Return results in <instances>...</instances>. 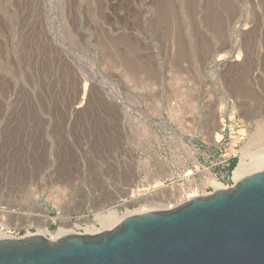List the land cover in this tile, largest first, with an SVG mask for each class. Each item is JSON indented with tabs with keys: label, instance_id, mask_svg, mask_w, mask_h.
I'll use <instances>...</instances> for the list:
<instances>
[{
	"label": "rangeland",
	"instance_id": "obj_1",
	"mask_svg": "<svg viewBox=\"0 0 264 264\" xmlns=\"http://www.w3.org/2000/svg\"><path fill=\"white\" fill-rule=\"evenodd\" d=\"M260 129L264 0H0V227L13 236L79 217L96 234L114 205L167 209L212 192L211 177L233 185L224 168Z\"/></svg>",
	"mask_w": 264,
	"mask_h": 264
},
{
	"label": "water",
	"instance_id": "obj_2",
	"mask_svg": "<svg viewBox=\"0 0 264 264\" xmlns=\"http://www.w3.org/2000/svg\"><path fill=\"white\" fill-rule=\"evenodd\" d=\"M0 264H264V169L96 234L2 237Z\"/></svg>",
	"mask_w": 264,
	"mask_h": 264
},
{
	"label": "bare ground",
	"instance_id": "obj_3",
	"mask_svg": "<svg viewBox=\"0 0 264 264\" xmlns=\"http://www.w3.org/2000/svg\"><path fill=\"white\" fill-rule=\"evenodd\" d=\"M261 131H263V132H261ZM261 131H259L260 134H257V135L254 134V138L252 140L253 143H254L255 140H258L256 138L259 137V136L261 137V138L259 137L260 139L264 138V135H263L264 129L261 130ZM252 141L247 142V144H245L243 146L244 148L241 147L242 148L240 150L241 151V155L239 156V160H238L236 166L232 170V180L235 182L234 184H236V183L240 182L242 179L247 178L248 176L258 172L259 170L264 169V150L263 151L259 150V151H256V152H250L249 151L250 150V146H251L250 144H253ZM209 182L214 185L215 189L226 188L221 183L216 182L212 178L209 179ZM155 206H157V205H155ZM159 206H161V205H159ZM107 212L108 213H106L104 215L96 216L97 220L100 221L101 223L102 222H107V224L108 223L109 224H117L124 217L128 216L129 214H131V211L130 212L127 211V212L119 214L118 211H117V205L112 206L110 208V210L107 211ZM79 218L81 220L76 219L77 221H75L74 224H71V228H69V229H66L64 227H59V229L57 231L51 233L47 229V227H44L43 229H38V234H40L41 236H44V237H46V235H49V236L57 239V238H60V237H62L64 235H66V234H69V233H78V231L82 230V229H83V232L85 234H92V233H86L85 230L91 231V232H95V230L98 231V229L95 227V223H92V222H90V220L85 219V218H81V217H79ZM66 221H67V219H65L64 221L60 220V224H61V222H65L66 225H67L69 222H66ZM65 223L63 224L64 226H65ZM46 224H47V222H46ZM82 224L85 227H82L81 226ZM61 226H62V224H61ZM6 228H9L8 225H6V224H4L3 227H0V229H3V230L6 229ZM4 231H8V230H4ZM7 233L0 230V238H2V237H11V235H12L11 232H9L10 234L9 233L7 234Z\"/></svg>",
	"mask_w": 264,
	"mask_h": 264
},
{
	"label": "built area",
	"instance_id": "obj_4",
	"mask_svg": "<svg viewBox=\"0 0 264 264\" xmlns=\"http://www.w3.org/2000/svg\"><path fill=\"white\" fill-rule=\"evenodd\" d=\"M229 166H230V164L226 167V168H224V166H223V168L225 169V171L226 172H230V171H232V170H229ZM212 178V177H211ZM213 179V178H212ZM215 180V179H214ZM217 182V181H216ZM223 186H225V187H230L232 184H230V182L229 183H227V181L226 180H222V182H220ZM224 183H227L226 185H224ZM215 189V188H214ZM3 209V208H2ZM9 231V230H8ZM9 232H11V231H9Z\"/></svg>",
	"mask_w": 264,
	"mask_h": 264
},
{
	"label": "trees",
	"instance_id": "obj_5",
	"mask_svg": "<svg viewBox=\"0 0 264 264\" xmlns=\"http://www.w3.org/2000/svg\"><path fill=\"white\" fill-rule=\"evenodd\" d=\"M236 163H237L236 158L231 160V163H230V166H229V170H233V168L236 166Z\"/></svg>",
	"mask_w": 264,
	"mask_h": 264
}]
</instances>
